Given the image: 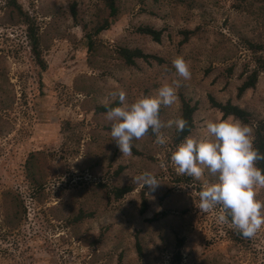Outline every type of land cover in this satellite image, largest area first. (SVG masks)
I'll return each mask as SVG.
<instances>
[{
	"label": "rangeland",
	"instance_id": "374dc122",
	"mask_svg": "<svg viewBox=\"0 0 264 264\" xmlns=\"http://www.w3.org/2000/svg\"><path fill=\"white\" fill-rule=\"evenodd\" d=\"M249 1L251 12L234 7L241 0H115L116 17L94 34L106 12L101 0H17L36 22L42 71L29 52L24 25L0 2V264H117L118 255L122 264H168L176 237L184 238L181 264H264V227L244 238L245 245L232 244L224 236L228 224L217 222L218 210L204 214L197 207L204 182L215 177L205 171L202 180L174 181L173 128L162 129L166 145L147 135L134 141L141 155L125 157L111 139L106 112L96 110L121 90L131 103L179 80L177 93L197 102L190 135L201 136L207 121L221 118L207 94L264 118V74L236 97L249 60L241 39L264 38V0ZM140 24L162 29L160 41L136 33ZM182 29L195 33L180 44ZM120 45L161 61L138 59L127 66L117 58ZM181 54L190 62L189 80L172 65ZM119 104L118 98L112 102ZM178 106V98L162 106L161 119H175ZM145 171L160 182L155 191L134 181ZM123 184L133 189L115 199L110 188ZM142 189L147 208L139 213ZM183 208L188 211L181 213ZM78 212L91 215L70 222ZM155 213L161 216L149 221Z\"/></svg>",
	"mask_w": 264,
	"mask_h": 264
},
{
	"label": "clouds",
	"instance_id": "9594fccd",
	"mask_svg": "<svg viewBox=\"0 0 264 264\" xmlns=\"http://www.w3.org/2000/svg\"><path fill=\"white\" fill-rule=\"evenodd\" d=\"M179 77L191 79L190 62L181 55L172 60ZM179 80L164 83L154 95H141L126 102L123 90L112 94L111 101H102L105 119L111 123V139L125 157L132 155L134 141L142 140L151 132L155 142L164 146L168 138L162 129L175 128L184 132L188 121L181 115L162 120L161 107H171L177 100ZM118 98L119 106H112ZM252 126L234 114L226 118L207 121L201 136L187 135L171 153V162L178 175L202 180L207 171L215 181L204 182L199 192L197 207L207 214L218 210V223L230 224L244 238H253L264 227V199L259 198L264 189V169L258 162L264 160L255 144ZM155 191L160 182L149 171L134 178Z\"/></svg>",
	"mask_w": 264,
	"mask_h": 264
},
{
	"label": "trees",
	"instance_id": "16d2710c",
	"mask_svg": "<svg viewBox=\"0 0 264 264\" xmlns=\"http://www.w3.org/2000/svg\"><path fill=\"white\" fill-rule=\"evenodd\" d=\"M101 1L105 6L106 12L105 16H103L101 20L96 23V26L93 30L94 34L106 29L118 13V8L115 5V0ZM0 2L10 15L11 13L14 14L24 25V35L28 43L29 52L32 55L35 64L39 67V71H42L45 68V64L40 54L41 51L39 46L38 28L35 20L32 18V16H30L26 11L22 9L21 5L17 2V0H0ZM234 7L242 11L251 12V9L254 7V3L249 0H241V2L236 3ZM69 10L72 18L76 19L74 3L70 4ZM134 31L140 35L148 36L151 40L155 42H159L162 36V29H156L146 24H140L135 26ZM179 33L181 35L179 43L183 44L195 33V30L182 29ZM241 42L243 49L249 53V60L247 64L243 66L239 73L240 82L236 87V97H240L247 89L254 88L259 75L264 74V38L254 39L243 36ZM85 45L87 49H90L92 47V40L90 38V35L86 36ZM115 52L117 58L127 66H134L136 64V60L138 59L144 62L155 61L159 63L161 61V58L154 54L144 53L138 48H130L123 45L117 46L115 48ZM224 69L226 72V76L230 77L232 75V65H229ZM177 97L179 103L177 116L182 115L188 121V126L182 133H178L173 127L170 136V146L172 151L175 150L176 146L184 139L185 136L190 135L192 133L195 127L194 113L197 110V102L192 101L191 98L185 96V94H183L181 91L177 93ZM207 101L209 107L217 110L221 114V117L225 118L228 114H234L235 116L252 126L256 137L255 144L259 148L260 152L264 153V118L254 116L249 110L240 107L235 103H232L229 99L222 102L216 100L212 95L207 94ZM96 110L106 112V109L102 105L97 106ZM148 135L153 134L149 132ZM132 153L135 155H141V153L135 148H132ZM258 167L264 169V160L258 162ZM121 168V166L117 167L114 172L115 176L120 173ZM26 178L27 175L24 174V179ZM174 181L177 183L188 184L193 181V178L189 176L175 174ZM132 189L133 187L128 184L116 185L110 188V193L115 199H119L125 194L129 193ZM146 208L147 200L143 194L142 189L140 190L139 213H143ZM187 211L188 210L186 208L180 210L181 213H186ZM90 215V213L83 214L82 212H78V214L72 217L73 219L71 218L70 222L79 221ZM160 216L161 213H155L148 220L154 221L157 220ZM224 236L227 242H231L232 244H238L240 246L245 245L244 237L240 235L237 231H234L230 224H228L224 228ZM183 241V237H176L174 250L169 257L168 264H181L180 248L183 244ZM134 247L138 260H142L143 254L141 244L136 237ZM117 264H122L121 255H118Z\"/></svg>",
	"mask_w": 264,
	"mask_h": 264
}]
</instances>
